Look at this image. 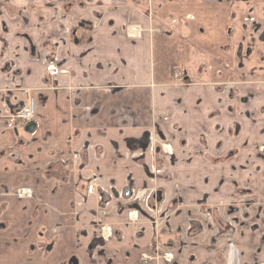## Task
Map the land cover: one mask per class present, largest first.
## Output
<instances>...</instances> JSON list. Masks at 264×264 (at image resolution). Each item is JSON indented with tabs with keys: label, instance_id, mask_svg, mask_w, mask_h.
I'll return each instance as SVG.
<instances>
[{
	"label": "crops",
	"instance_id": "0c3cea01",
	"mask_svg": "<svg viewBox=\"0 0 264 264\" xmlns=\"http://www.w3.org/2000/svg\"><path fill=\"white\" fill-rule=\"evenodd\" d=\"M229 1L228 53L243 75L218 89L172 79L173 38L148 30L140 0H0V250L31 257L23 264H168L141 258L156 228L138 200L154 185L167 192L177 183L182 207L158 227L181 233L168 243L174 264L264 261V0ZM130 24L141 29L131 35ZM26 89L35 103L32 132L7 126ZM160 140L172 155L160 153L164 167L153 171ZM227 147H237L238 158L209 166L207 155ZM151 170L172 180H155ZM227 172L253 184L238 239L182 233L199 218L196 198L229 196ZM92 179L111 194L104 205L87 185ZM101 225L113 230L106 241ZM36 240L52 248L29 255Z\"/></svg>",
	"mask_w": 264,
	"mask_h": 264
},
{
	"label": "rangeland",
	"instance_id": "374dc122",
	"mask_svg": "<svg viewBox=\"0 0 264 264\" xmlns=\"http://www.w3.org/2000/svg\"><path fill=\"white\" fill-rule=\"evenodd\" d=\"M140 5L146 11V18L148 19L149 31L152 28L157 33H162L169 36L173 40V45L168 50L169 56L166 61L176 60L178 63L172 65L170 70L172 72V79L178 82L189 81L192 83H213L216 88L224 89L229 80H238L240 74L234 69L228 51L231 50V20L232 15L230 11L229 0H140ZM162 8L161 13H157L158 8ZM151 27V28H150ZM128 28L127 26L125 29ZM129 31V30H128ZM127 31V32H128ZM177 41V46L174 41ZM228 77V79H224ZM240 77V76H239ZM175 78V79H174ZM241 81H244L243 78ZM227 81V82H226ZM29 90V89H28ZM26 91V90H25ZM233 137L232 135L230 136ZM157 147L155 161L152 165L153 171H158L163 166V160L158 159L160 153L162 155L171 156L170 148L166 142L156 141ZM169 146V145H168ZM226 148V146H225ZM220 149V148H218ZM154 150V147H152ZM237 147H227L226 152L217 156L207 155V163L211 167L226 168L234 160L238 158ZM170 163V161H169ZM149 174L155 180L162 179L168 183L172 177L158 172ZM238 171V165L236 166ZM226 183L229 196L221 198L215 202L209 201L204 197L196 198L192 203L199 210L198 217L194 219L187 228L182 232H188L189 236L197 235L204 231L216 232L224 238H230L234 243L238 239V227L244 219L248 218L250 214L251 203L247 199V194L253 191V184H238V176L234 177L231 172H227ZM238 175V172H237ZM166 186V184L164 185ZM161 190V200H155L156 191ZM101 192H98V196ZM186 194L180 191V186L177 183L172 184L167 192L155 186L151 188L150 194L143 201L139 198L138 203H145V212L147 218L153 217L155 234L152 240L150 255L144 257L145 261L149 262L153 259L162 260L168 264H174V258L171 260V244L173 247L180 240V232H160L158 230L159 223L171 217L172 214L182 207L180 198H185ZM134 211V213H133ZM130 216L135 221L137 218V210H133ZM160 211V212H159ZM196 216H194L195 218ZM202 226V227H201ZM109 228V226L107 227ZM159 232H158V231ZM171 244H168V243ZM6 245H18V242L3 241ZM51 244V242H49ZM28 246L27 253L31 255L34 251L40 250L44 245L43 240H36ZM260 244L264 245V237L260 238ZM50 250V248H48ZM48 249H45L48 253ZM165 249L168 251H165ZM170 250V251H169ZM50 252V251H49ZM165 254V255H164ZM162 255V256H161ZM220 252L217 257L219 262L222 258ZM42 256H45L42 255ZM31 257L24 258L20 250L4 248L0 250V263L2 264H23L29 262ZM37 262V259H33ZM44 261V260H42ZM69 264V261L67 262ZM260 264H264L262 261Z\"/></svg>",
	"mask_w": 264,
	"mask_h": 264
},
{
	"label": "built area",
	"instance_id": "2783aa9c",
	"mask_svg": "<svg viewBox=\"0 0 264 264\" xmlns=\"http://www.w3.org/2000/svg\"><path fill=\"white\" fill-rule=\"evenodd\" d=\"M129 27H131V31L129 30L127 32L129 34H131L132 31L134 32L133 34H136L141 29L139 25L130 24ZM47 71L50 75L54 74L56 72L55 65L48 62ZM25 94L22 105H20L17 110L7 115V126L10 128L25 130L26 126L34 120L35 103L33 94L30 93V90H26Z\"/></svg>",
	"mask_w": 264,
	"mask_h": 264
},
{
	"label": "flooded vegetation",
	"instance_id": "af4514ba",
	"mask_svg": "<svg viewBox=\"0 0 264 264\" xmlns=\"http://www.w3.org/2000/svg\"><path fill=\"white\" fill-rule=\"evenodd\" d=\"M49 74V73H48ZM26 90H28V89H26ZM18 109V108H17ZM26 129V128H25ZM167 146V145H166ZM87 185H88V187H89V189H90V187H92L93 188V190L91 191V192H95V193H97V195H98V192L100 191L101 192V190H100V187H99V185L96 183V180L95 179H92V180H90L88 183H87ZM157 192H159V191H156V194H157ZM90 193H87V194H84V196H83V198H85L86 196H88ZM156 194L154 195L155 196V200L157 201V199H156ZM99 197V203H102V205H104V203L106 202V200H108V199H110L111 200V194H104V193H102L101 192V194L98 196ZM108 226H104V225H101L100 226V237H101V239L103 240V241H106L107 239H109V237L111 236V234H112V232H113V230H112V227L111 226H109V228H107ZM30 247L31 248H34V246H33V244L32 245H30ZM48 248H52V245L49 243V242H44V245H42L41 246V249L42 250H44V251H46L45 249H48ZM49 250V249H48ZM146 255H148V254H142V260L143 261H145V259H144V257L146 256ZM165 255V254H164ZM162 256V255H161ZM93 258V257H92ZM171 260H172V257H171ZM69 264H77L75 261H74V259L73 258H70L69 260ZM146 262V261H145Z\"/></svg>",
	"mask_w": 264,
	"mask_h": 264
},
{
	"label": "water",
	"instance_id": "95a60500",
	"mask_svg": "<svg viewBox=\"0 0 264 264\" xmlns=\"http://www.w3.org/2000/svg\"><path fill=\"white\" fill-rule=\"evenodd\" d=\"M34 126H35L34 123H30L26 126L25 130L28 132H32V130L34 129ZM156 199H157V201L161 200V192L160 191L157 192Z\"/></svg>",
	"mask_w": 264,
	"mask_h": 264
},
{
	"label": "bare ground",
	"instance_id": "6f19581e",
	"mask_svg": "<svg viewBox=\"0 0 264 264\" xmlns=\"http://www.w3.org/2000/svg\"><path fill=\"white\" fill-rule=\"evenodd\" d=\"M128 29L131 31V27H128ZM134 32L132 31L131 34H133Z\"/></svg>",
	"mask_w": 264,
	"mask_h": 264
}]
</instances>
